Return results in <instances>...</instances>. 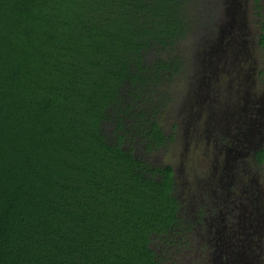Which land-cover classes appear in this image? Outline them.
<instances>
[{
	"label": "trees",
	"instance_id": "obj_1",
	"mask_svg": "<svg viewBox=\"0 0 264 264\" xmlns=\"http://www.w3.org/2000/svg\"><path fill=\"white\" fill-rule=\"evenodd\" d=\"M211 1L0 0V264H177L162 156Z\"/></svg>",
	"mask_w": 264,
	"mask_h": 264
},
{
	"label": "flooded vegetation",
	"instance_id": "obj_2",
	"mask_svg": "<svg viewBox=\"0 0 264 264\" xmlns=\"http://www.w3.org/2000/svg\"><path fill=\"white\" fill-rule=\"evenodd\" d=\"M208 6V56L191 75L201 80L189 82L174 113L188 241L170 251L177 264H264V0ZM222 73L230 78L218 81ZM200 148L202 160L189 157Z\"/></svg>",
	"mask_w": 264,
	"mask_h": 264
},
{
	"label": "rangeland",
	"instance_id": "obj_3",
	"mask_svg": "<svg viewBox=\"0 0 264 264\" xmlns=\"http://www.w3.org/2000/svg\"><path fill=\"white\" fill-rule=\"evenodd\" d=\"M213 25H214V28L215 29H219L218 28V26H217V24H215V23H213ZM255 27V23L253 22V25H252V29ZM207 31H204L203 33H200L199 34V36L197 37V38H195L190 44H189V49H191L192 50V54H191V56L189 57V65H190V67H191V72H190V74H189V76H188V79L187 80H185L184 81V84H183V82H180L178 85H177V87H179V91H180V93L182 92V89H184L186 86H187V84H189V82L193 79V81L195 80V78H196V82L198 81V79L199 80H201V73H198L197 75H196V77L194 76V78H192V74L196 71V64H197V58L200 60L201 58H202V61H203V63H205V61H206V58H207V56H208V52L206 53V52H204L203 53V50L204 49H206L207 47H205L204 48V46L203 45H206L207 44V42H208V40H209V34L208 33H206ZM256 35L257 34H253V36H255L256 37ZM249 46V48L250 49H255L256 48V46L255 45H253V44H249L248 45ZM262 54H264V52H262V53H260V55H261V59L263 58L262 56ZM209 59H210V57H209ZM261 59H260V61H261ZM208 75V73H206V75H205V77ZM219 76V80L218 81H220V82H223L224 80H227L228 78H230V76H228V75H226L225 73H222V74H220V75H218ZM191 77V78H190ZM200 77V78H199ZM208 79V78H207ZM187 83V84H186ZM216 83H218L217 81L215 82H213V85L215 86V84ZM182 85H185L184 87H182ZM202 92H204L205 93V91L204 90H202ZM209 95H211L212 96V94H209ZM208 101V100H207ZM208 103H210V101H208ZM172 115H170V117H171ZM166 125L167 126H170V119L168 118V119H166ZM167 128H169V127H167ZM203 147H204V144H201ZM204 150V148H200V149H197V150H195V149H193V151H192V153L190 154L189 153V157L191 156V157H195V160H202L203 158H204V155H203V153H202V151ZM180 152V148H179V145L178 144H172L171 145V147L169 148V150H168V152L167 153H165L163 156H162V162H168V163H172V164H174V163H176V162H178L179 161V158H182V157H180L181 156V153H179ZM258 169H260L259 171L260 172H262V171H264V164L262 165V166H260V167H257ZM257 168H254L253 169V172L257 169ZM255 176V173L253 174V175H251V177H254ZM189 257H190V255H188ZM181 261V260H180Z\"/></svg>",
	"mask_w": 264,
	"mask_h": 264
}]
</instances>
